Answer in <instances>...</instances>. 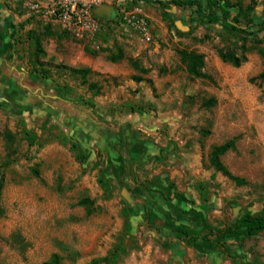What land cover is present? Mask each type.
I'll return each mask as SVG.
<instances>
[{
    "label": "rangeland",
    "instance_id": "rangeland-1",
    "mask_svg": "<svg viewBox=\"0 0 264 264\" xmlns=\"http://www.w3.org/2000/svg\"><path fill=\"white\" fill-rule=\"evenodd\" d=\"M221 5L243 28L264 21V0ZM29 23L18 89L0 91V264H41L54 254L59 264H86L110 249L125 216V243L135 248L118 264H264V233L242 248L208 250L174 230L202 235L244 213L264 214V30L248 36L196 24L182 37L170 23L175 43L144 48L117 28L103 27L90 42L41 19ZM218 49L245 60L233 66ZM180 51L201 54L209 78L192 76ZM85 68V76L70 71ZM75 120L89 128L87 141L72 130ZM230 139L235 148L221 162L244 184L209 163L211 148Z\"/></svg>",
    "mask_w": 264,
    "mask_h": 264
},
{
    "label": "trees",
    "instance_id": "trees-1",
    "mask_svg": "<svg viewBox=\"0 0 264 264\" xmlns=\"http://www.w3.org/2000/svg\"><path fill=\"white\" fill-rule=\"evenodd\" d=\"M221 2L222 0H208L207 4L204 6L203 2L198 0H172V3L178 7L187 6L193 9V13L197 16L195 19H192V22L195 24H200L203 26H208L210 24H219L226 29H229L230 31H237L247 34L248 36H251L252 34L249 31L252 27H256L257 31L264 30V21L258 23L249 19L247 20V27L243 28L238 25L236 19L230 20L229 11L221 5ZM225 5L226 7H229L228 3H226ZM103 20H106V18L101 19V21ZM34 41L36 52L44 54L41 49L40 39L35 37ZM257 42L260 41L257 40ZM179 55L181 56L182 61L187 64L188 72L192 76L197 78H209L205 73L199 70L203 66V56L201 54L188 51H180ZM218 55L223 61L229 62L236 67L245 60L244 57L239 58L234 52L228 50L218 49ZM120 58L121 56L112 58L111 60L115 61ZM70 71L72 73L84 76L90 73V69L88 68L71 69ZM33 72L37 73L42 78H47V76L42 73V69H34ZM259 78L264 79V72L259 75ZM81 102L82 104L89 105L87 101ZM130 110L134 112L133 108H131ZM25 136L30 144H34L37 139L35 135H32V133L28 131H25ZM64 142H67V139H64ZM234 148V139H230L223 144L213 146L209 154V163L215 171L221 172L223 175L235 181L237 184H244L243 179H239L233 176L221 162V156L224 155L227 151L233 150ZM70 149L72 151H77L78 153H84L83 148L73 141L70 142ZM2 185L3 183L2 181H0V192L2 189ZM79 204L87 208V214L91 213V209L88 207L89 205L87 199L80 201ZM149 206L150 205L148 203H145L146 211ZM1 215L2 211L0 208V217ZM208 229V233L202 235L194 229H188L181 226H176L174 230L176 236H178L182 240H200L201 246L208 250H213L215 248L223 247L228 244H237L239 248H242L244 242L252 240L264 233V214L253 215L244 213L241 217L229 222L224 227H209ZM129 232L130 224L128 223L127 217L125 216L123 230L118 235L110 249L103 256L91 258L86 264H118L124 254L128 253L130 249L135 248L134 245H128L125 243V241L129 237H131ZM41 264H59L58 256L54 254L52 255L50 260L45 261Z\"/></svg>",
    "mask_w": 264,
    "mask_h": 264
},
{
    "label": "crops",
    "instance_id": "crops-1",
    "mask_svg": "<svg viewBox=\"0 0 264 264\" xmlns=\"http://www.w3.org/2000/svg\"><path fill=\"white\" fill-rule=\"evenodd\" d=\"M22 1L23 0H0L1 92H13L14 90L18 89L16 78L19 77V75L24 74V69L21 65H23V61L26 58L27 49L31 50V43L23 33L25 31H29L32 28V24H30L29 22L32 21V18L35 17L34 15L28 13V11L22 7ZM137 2H146L147 4H149V6L136 4ZM160 2H168V4H166V6L164 7V5H160ZM119 5L125 6L126 8L141 5L153 24L157 41H159L160 39L166 41L170 40L171 43H175L177 41V39H173L169 35L167 26L170 23L175 31H177L179 35H182V37L189 36L192 29L196 26V24L191 20L197 17L196 14L193 13V9L187 6L178 7L172 3V0H118L117 5L115 6ZM150 5L154 8H152ZM105 26L117 28V31L120 35L127 38H132L136 42L140 43V41L136 37L125 33L121 25L116 23L114 20L105 21L102 28ZM143 47L146 48V45H143ZM153 50H157L156 45ZM106 72L114 76L116 75L114 70H108ZM40 95L43 96L41 93ZM73 126L74 129L72 130H75L74 132H81V136L83 137L82 141H87V139H89L90 131L85 122H83L82 120H75V125ZM81 147L84 148L82 144Z\"/></svg>",
    "mask_w": 264,
    "mask_h": 264
},
{
    "label": "built area",
    "instance_id": "built-area-1",
    "mask_svg": "<svg viewBox=\"0 0 264 264\" xmlns=\"http://www.w3.org/2000/svg\"><path fill=\"white\" fill-rule=\"evenodd\" d=\"M118 0H23L22 7L45 24L57 26L79 39L93 42L105 21L114 20L123 31L149 46L158 43L152 22L141 5L130 8L117 5ZM112 5L113 14L106 20L94 14L101 5Z\"/></svg>",
    "mask_w": 264,
    "mask_h": 264
},
{
    "label": "water",
    "instance_id": "water-1",
    "mask_svg": "<svg viewBox=\"0 0 264 264\" xmlns=\"http://www.w3.org/2000/svg\"><path fill=\"white\" fill-rule=\"evenodd\" d=\"M113 10L114 8L112 5L103 4L100 7H97L96 9H94L93 12L97 17L102 18V17L112 16Z\"/></svg>",
    "mask_w": 264,
    "mask_h": 264
}]
</instances>
